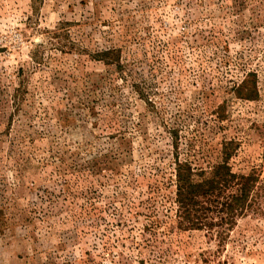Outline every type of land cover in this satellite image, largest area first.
<instances>
[{
    "label": "rangeland",
    "instance_id": "1",
    "mask_svg": "<svg viewBox=\"0 0 264 264\" xmlns=\"http://www.w3.org/2000/svg\"><path fill=\"white\" fill-rule=\"evenodd\" d=\"M224 148L256 206L177 234ZM0 264H264V0H0Z\"/></svg>",
    "mask_w": 264,
    "mask_h": 264
},
{
    "label": "trees",
    "instance_id": "2",
    "mask_svg": "<svg viewBox=\"0 0 264 264\" xmlns=\"http://www.w3.org/2000/svg\"><path fill=\"white\" fill-rule=\"evenodd\" d=\"M120 51L98 53L107 65L122 70ZM223 163L207 170H195L187 163L176 169V233L202 232L223 243L236 219L256 206L259 176L252 172L238 175L232 171V154L224 148ZM263 211V208H262Z\"/></svg>",
    "mask_w": 264,
    "mask_h": 264
}]
</instances>
